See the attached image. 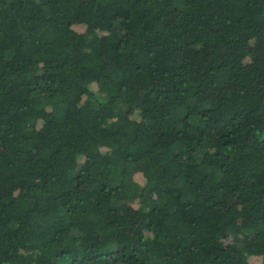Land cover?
<instances>
[{
	"label": "trees",
	"instance_id": "1",
	"mask_svg": "<svg viewBox=\"0 0 264 264\" xmlns=\"http://www.w3.org/2000/svg\"><path fill=\"white\" fill-rule=\"evenodd\" d=\"M251 257L264 0H0V264Z\"/></svg>",
	"mask_w": 264,
	"mask_h": 264
},
{
	"label": "rangeland",
	"instance_id": "2",
	"mask_svg": "<svg viewBox=\"0 0 264 264\" xmlns=\"http://www.w3.org/2000/svg\"><path fill=\"white\" fill-rule=\"evenodd\" d=\"M189 105H190V102L185 106L184 110H185L186 107L189 106ZM182 110H183V109H182ZM136 179H137V181L140 182V184H143L144 180L142 179V177H141L140 175H137V176H136ZM260 261H261V259L258 258V257H257V258H256V257H251V258H249V262H250V264H259Z\"/></svg>",
	"mask_w": 264,
	"mask_h": 264
}]
</instances>
